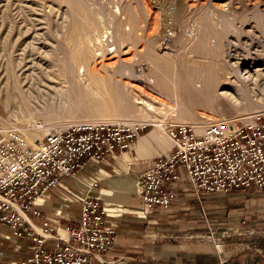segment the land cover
I'll return each mask as SVG.
<instances>
[{"label":"rangeland","instance_id":"1","mask_svg":"<svg viewBox=\"0 0 264 264\" xmlns=\"http://www.w3.org/2000/svg\"><path fill=\"white\" fill-rule=\"evenodd\" d=\"M87 1L96 13L103 16L104 19L101 22L113 28L110 35L112 41L108 43L110 45L116 43L114 46L118 45L113 53L112 51L110 53L105 48L103 55H98L99 57H97V54L96 56L94 55L93 49L91 51V60L85 63V71L83 73L78 72L79 74L76 73L75 77L71 76L70 72H62L60 63H58V59L61 58V52L56 50V46H52V42L56 44L62 38L61 29L65 25V19L67 20L68 18L66 13L65 16L67 18H64L65 16L63 15L66 11V7L64 8L66 5L58 3V1L55 2V0H26V8L23 7L24 9L20 8V10L18 8L21 0H8V2L7 0H0V119L5 123H19V125L28 128V134L31 135L33 128H31L32 124L30 120L38 118L37 120L44 126L37 128L40 138L46 126L65 127L68 124L82 121H117V119L124 116L122 113L105 108L91 109L89 105V101L92 100L96 101V105L101 107H104L106 103H114L113 99L107 98L105 95L104 91L108 88L115 92L121 89L119 90L121 91L119 94L128 97L132 105L131 109L135 108V112L140 108V104L135 102L136 98L152 101L155 106H159V117L164 118V121L162 120L163 124L171 121L208 123L214 120H225L228 126H232L250 123L256 116L264 115V0ZM27 3L30 5H27ZM115 6H118L122 12L128 8L133 10L136 14V22L139 24V27L135 31H129L130 33L128 31L120 32L117 29L116 23L118 19L116 20V17L112 14ZM2 7H5L3 11ZM36 8L38 9L37 11ZM139 13L142 14V18ZM27 14L36 15L35 17L41 15V17H38L42 20L43 30H38L39 36L35 37L32 29H29V32L24 31L25 26L27 28L30 25H26L25 21L23 22ZM117 14L119 17L123 15V13ZM20 16L22 19H20ZM115 20L116 22H114ZM59 22L63 24L60 26ZM55 26H57L56 29L59 28L57 29L58 32L55 30ZM113 26L116 31H114ZM56 33H59V35ZM101 35L102 32L97 31L91 37L93 39L94 37L100 38ZM89 36V34L83 35L84 39H88ZM47 38L52 39L48 40ZM215 38H217L216 41H214ZM213 41L214 43H212ZM16 44L20 45L21 48ZM209 46H217L219 50L210 52L208 50ZM105 47L107 46L105 45ZM163 52L169 54L172 59L169 61L161 59L158 69L155 62H152L151 58L153 56H150V54L158 55L159 53L163 54ZM170 52L176 54H170ZM258 54H261L262 57L256 61ZM136 55L138 56L137 58L135 57ZM215 55L218 59L226 61L234 70L239 69L244 71L246 69L249 74L251 73L249 76L245 73L242 78H239L235 72L229 73V71L226 74L225 80L216 86L214 90L215 96H226L236 102L237 106L229 107V104L224 99H217L212 106L194 104L190 107L191 112L189 113L182 108L184 106L183 102L178 97L177 90H179L180 86L175 81L176 76L179 77L178 73L181 71L186 72L187 70L184 69L186 68L185 66H188L191 69H189L191 72L190 76L193 78L192 65L195 62H198V65L209 62L212 58L216 57ZM138 60L140 62H137ZM141 60L144 63H141ZM16 61L20 63H16ZM28 62L30 63L29 65H27ZM26 65L27 67H24ZM168 65L170 70L167 74L166 66ZM48 66L51 69L47 68ZM41 67L46 68L44 70ZM155 70H157V74ZM31 71H39L41 78L46 83L43 79L40 80L37 75L32 74ZM158 71L167 80L171 79L173 83L175 81V84L169 85V89H171L170 93H167L164 90L165 88L159 89ZM28 72L29 74H27ZM190 72L187 71L185 74L188 76ZM258 72L262 76L261 79L256 81L254 74ZM58 73H61V75ZM16 74L18 77L17 82ZM26 74L29 77H26ZM94 74L97 78L92 76ZM170 75H174V78ZM149 77H152L153 80H150ZM19 79L25 82L21 84L19 83ZM198 79L196 78V80ZM37 82L41 85H38ZM11 84L15 87L20 85L25 93L29 92H27V96L29 95L30 104L32 105L33 103V106L34 103L38 105V113L34 109L32 111L31 107L27 109L20 101L5 100L6 90L12 87ZM55 85L58 87L57 89ZM24 86H27L26 89ZM93 86L99 92L96 91L93 94L86 92L87 89H91ZM39 88H43L44 93H37ZM49 92L51 93L49 94ZM174 93H176V96ZM246 96H250L253 102L250 104L246 103ZM175 100H178V105L176 104L177 102H174ZM180 103L181 105L179 106ZM48 106L50 107L49 109ZM26 116L28 117L26 118ZM124 117L130 118L129 120L133 122L130 123L132 125L143 126L139 130L140 132L149 126H153L150 120L141 121V116L134 112L126 114ZM246 195L254 196L256 193L249 192ZM234 208L240 210L242 215L241 217H239L240 214L238 215L237 221H227L225 217H222L223 215H218L215 212L214 214L216 215H213L210 224H205V226L198 228L197 232L199 235H197L196 239L205 243L211 242L218 247L220 252L227 254L229 260L236 257V260L232 264H264V218L262 217L264 216V202L255 205L252 200L247 205L241 203ZM232 218L229 217L228 220H232Z\"/></svg>","mask_w":264,"mask_h":264},{"label":"built area","instance_id":"2","mask_svg":"<svg viewBox=\"0 0 264 264\" xmlns=\"http://www.w3.org/2000/svg\"><path fill=\"white\" fill-rule=\"evenodd\" d=\"M37 125L44 127L39 121ZM162 126L172 149L135 180L145 214L173 202L177 192L172 183L180 178L179 168L186 175L184 188L198 198L264 189V115L231 127L225 120ZM141 128L124 121H82L48 127L30 141L28 128L0 119V225L9 227L5 237L10 241L27 237L33 242L28 255L0 264L102 263L115 241L114 224L106 222L115 209L103 204L98 192L82 194L64 179L74 178L88 160L115 158L130 148ZM88 185L96 188L98 179L92 177ZM47 195L61 201L53 214L40 208ZM73 201L80 203L79 221L62 223V205Z\"/></svg>","mask_w":264,"mask_h":264},{"label":"crops","instance_id":"3","mask_svg":"<svg viewBox=\"0 0 264 264\" xmlns=\"http://www.w3.org/2000/svg\"><path fill=\"white\" fill-rule=\"evenodd\" d=\"M158 55L160 61L165 60L163 54ZM167 81L169 85L173 83L171 79ZM155 112L159 114V106ZM172 146V139L162 125L149 126L139 133L125 153L101 162L88 160L74 178L64 179L66 186L82 194L95 195L98 192L102 203L115 209L106 221L114 224L115 241L99 264H232L236 260V257L229 260L227 254L220 252L211 242L196 239L197 230L210 224L215 212L227 221H237L238 215H242L234 207L241 203L247 205L252 200L255 205L264 202V189L238 190L230 194L215 192L198 198L190 189L184 188L186 175L184 169L179 168L180 178L172 183L177 192L173 202L168 208L156 207L145 214L135 180ZM92 177L98 179L96 188L88 185ZM249 192L256 195H246ZM45 199L40 208L53 214L61 201L54 195H47ZM62 211V223L79 221L78 201L70 206L62 205ZM229 217H233L232 220H228ZM34 220L40 223L39 217ZM9 231V227L0 225V263L23 258L31 252V239L10 241L5 237Z\"/></svg>","mask_w":264,"mask_h":264},{"label":"bare ground","instance_id":"4","mask_svg":"<svg viewBox=\"0 0 264 264\" xmlns=\"http://www.w3.org/2000/svg\"><path fill=\"white\" fill-rule=\"evenodd\" d=\"M6 1V0H5ZM25 1L26 0H21V4H19V8H23L25 7ZM58 3H64V8L66 7V11L63 13V15L65 16V13L66 15H68V18L65 16L64 18H67V20L65 19L64 23L65 25H63V28L61 29V36L62 38H60L56 44H53L52 41V46H56V50H59L61 52V58L58 59V63H60V67L62 69V72L64 73H67V72H70L72 75L71 76H75L76 73L78 72H81L83 73L85 71V63L86 61H90L91 60V51L93 50L94 51V55L96 56L97 54V57H99L98 55H103V51L104 49L106 48V50L112 51H115L114 49L116 48V46H114L113 44L110 45L109 43L112 41V37L110 38V35L113 31V28H111L109 25H107L106 23L104 22H101L103 18L102 15H100L99 13H96V11H94L93 7L90 6V4L88 3L87 0H55V2ZM8 2V0H7ZM17 3V1H16ZM8 4V3H7ZM11 4V3H10ZM14 4V3H13ZM12 4V5H13ZM35 4V3H34ZM27 5H30L27 3ZM7 6V5H6ZM5 6V7H6ZM10 6V5H8ZM34 6V5H33ZM37 6V5H36ZM39 6V5H38ZM61 6V5H60ZM5 7H2V11H3V8ZM14 7V6H13ZM18 7V6H16ZM42 7V6H41ZM26 8V7H25ZM28 8V7H27ZM34 8V7H33ZM32 8V10H33ZM113 8V7H112ZM14 9V8H13ZM12 9V10H13ZM24 9V8H23ZM114 12L112 13L114 15V17H116V20L118 19V22L116 23V27L117 29L120 31V32H125V31H135V29H137L139 27V24L136 22V14L133 12V10L131 8H128L126 9V11L122 12L120 10V8L118 6H115L114 7ZM16 10V9H15ZM21 10V9H20ZM38 9L36 8V11ZM41 10V9H39ZM138 10V9H137ZM26 12V10H24ZM31 11V10H29ZM34 11V10H33ZM32 11V12H33ZM64 11V10H63ZM22 12V11H20ZM137 12V11H136ZM140 12V11H139ZM14 13V12H13ZM16 13V12H15ZM122 14L123 15L121 17H119V15L117 14ZM140 14V13H139ZM16 15V14H15ZM19 15V14H18ZM22 15V13H21ZM38 15V14H37ZM111 15V14H110ZM142 14H140V17L142 18L141 16ZM36 16V15H35ZM31 14H27L24 19H23V22L25 21L27 24L26 25H29V27L26 28L25 26V29L24 31H28L29 29H32V32H34V36H39V32L38 30L39 29H42L43 30V26H42V20H41V15H38L40 17H35ZM15 17V16H14ZM112 17V15H111ZM58 18V17H56ZM20 19H22V17L20 16ZM44 20V19H43ZM61 20V19H60ZM116 20L114 22H116ZM59 21V20H58ZM141 21V20H140ZM139 21V22H140ZM22 22V23H23ZM60 23V22H59ZM58 23V24H59ZM20 24V23H19ZM24 24V23H23ZM22 24V25H23ZM44 24V23H43ZM53 24V23H52ZM63 23L61 22L59 25L61 26ZM115 24V23H114ZM113 24V25H114ZM20 25V26H22ZM57 25V24H56ZM58 25V26H59ZM111 25V24H110ZM19 26V25H18ZM54 26V25H53ZM57 26H55V30L57 31ZM114 27V26H113ZM51 28V27H50ZM54 28V27H52ZM147 28V27H146ZM158 28V27H156ZM22 29V28H21ZM140 29V28H139ZM41 30V31H42ZM30 31V30H29ZM28 31V32H29ZM40 31V30H39ZM97 31H100L102 32V35L100 38H97V37H91V35H93V33H96ZM114 31L115 30V27H114ZM140 31V30H139ZM52 32V31H51ZM58 32V31H57ZM60 32V31H59ZM119 32V33H120ZM142 32V31H141ZM54 33V32H53ZM114 33V32H113ZM130 33V32H129ZM135 33V32H134ZM43 34V32H42ZM59 35V33H56ZM55 34V36H56ZM85 34H89L90 36L87 38L84 39L83 35ZM57 35V36H58ZM113 35V34H112ZM127 35V34H126ZM213 36V35H211ZM53 37V36H52ZM214 37V36H213ZM44 38V36H43ZM30 39V38H29ZM41 39V38H40ZM48 40H51L49 38H47ZM124 39V38H123ZM22 40V39H21ZM37 40V39H36ZM42 40V39H41ZM46 40V39H44ZM46 40V41H48ZM114 40V39H113ZM167 40V39H166ZM217 38H215L214 41H216ZM39 41V39H38ZM124 41V40H123ZM214 41L212 43H214ZM15 42V41H14ZM49 42V41H48ZM109 42V43H108ZM115 42V41H114ZM9 43V42H8ZM17 43V42H16ZM24 43V42H23ZM31 43V42H30ZM119 43V42H118ZM122 43V42H121ZM11 44V42H10ZM37 44V43H35ZM18 45V44H16ZM31 45V44H30ZM105 45L107 47H105ZM151 45V44H150ZM208 45V43H207ZM20 47V45H18ZM43 46V45H41ZM11 47V46H10ZM148 47V46H146ZM21 48V47H20ZM25 48V47H24ZM52 48V47H51ZM19 49V48H18ZM48 50V49H47ZM54 50V51H56ZM177 50V49H176ZM175 50V51H176ZM208 50L210 52H215V51H218V47L217 46H213V47H210L208 48ZM172 51V50H171ZM156 52V51H155ZM172 52H170L171 54ZM191 53V51H190ZM20 54V53H19ZM59 54V53H58ZM57 54V55H58ZM163 54H165L163 52ZM172 54H176V53H172ZM196 54V53H195ZM21 55V54H20ZM56 55V56H57ZM194 55V54H193ZM197 55V54H196ZM214 55V54H213ZM100 56V57H101ZM150 56H153L151 59H152V62L157 65L158 69H159V65H160V59H159V55H156V54H150ZM195 56V55H194ZM216 56V55H215ZM228 56V55H227ZM237 56V55H236ZM136 58L138 57L137 55L135 56ZM184 57V56H183ZM205 57V56H204ZM262 56L261 54H258L257 58H256V61L258 59H260ZM20 58V57H19ZM142 58V57H141ZM148 58V57H147ZM161 58V57H160ZM163 58L165 60H171L172 58L170 57L169 54H165L163 56ZM206 58V57H205ZM21 59V58H20ZM94 59V58H93ZM190 59V58H189ZM18 60V59H17ZM176 60V59H175ZM191 60V59H190ZM188 61V60H187ZM242 61V60H241ZM19 62V61H18ZM16 61V63H18ZM137 62H140L139 60ZM152 62H150L152 64ZM175 62V61H174ZM243 62V61H242ZM241 62V63H242ZM12 64V62H10ZM20 63V62H19ZM141 63H144L142 62L141 60ZM140 63V64H141ZM198 63V62H197ZM196 62L192 65V76L193 78L190 76L191 75V72H190V67L188 66H185L186 68L184 70H187L189 73V75L187 76L185 73H187V71L183 72H179L178 73V76H176V83H178V86L179 87V90H177V93H178V97L182 100L183 102V109L186 110L187 112H191L190 110V107L194 104H199V105H202V106H207V105H213L214 102L217 100V99H224L226 101L227 104H229V107H235L237 106V103L234 102L233 100H230L228 97L226 96H215L214 95V90L216 88V86H218L221 82H223L226 78V74L227 72L231 73V72H235L237 77H241L244 76L245 73L248 74V76L251 74L248 73V70H234V68L229 65L226 61H223V60H220L217 58V56L215 58H212L209 62H205L204 64L201 63L200 65H198ZM30 63L28 62L27 65H29ZM46 64V63H44ZM175 64V63H174ZM179 64V62H178ZM252 64V63H251ZM22 65V64H21ZM24 66V67H27ZM87 65V64H86ZM137 65V64H136ZM254 65V64H253ZM252 65V66H253ZM18 66V65H17ZM43 66V64H42ZM90 66V65H89ZM240 66V65H238ZM11 67V66H10ZM51 67V66H50ZM146 67V66H145ZM144 67V68H145ZM13 68V67H12ZM17 68V67H16ZM30 68V66H29ZM45 70L46 67H41ZM49 68V66L47 67ZM10 69V68H8ZM18 69V68H17ZM32 69V68H31ZM39 69V68H38ZM42 69V71H43ZM51 69V68H49ZM88 69V68H87ZM135 69V68H134ZM190 69V70H189ZM14 70V68H13ZM26 70V69H25ZM24 70V71H25ZM33 70V69H32ZM47 70V69H46ZM55 70V69H54ZM57 70V69H56ZM146 70V69H145ZM169 65L166 66V72L167 74L169 73ZM251 70V69H250ZM58 71V70H57ZM129 71V70H128ZM127 71V72H128ZM139 71V69H138ZM261 71V70H259ZM20 72V71H19ZM47 72V71H46ZM59 72V71H58ZM142 72V71H141ZM146 72V71H145ZM144 72V73H145ZM156 74H157V70H155ZM32 74H35L38 76V78L43 79L41 78V73L39 71H31ZM30 73V74H31ZM48 73V72H47ZM175 73V72H174ZM7 74V73H6ZM29 74V72L27 73ZM26 74V75H27ZM43 74V73H42ZM46 74V73H45ZM49 74V73H48ZM46 74V75H48ZM53 74V73H52ZM59 74V73H58ZM79 74V73H78ZM92 74V73H91ZM234 74V73H233ZM232 74V75H233ZM254 74V73H253ZM5 75V74H4ZM20 75V73H19ZM61 75V73L59 74ZM66 75V74H65ZM255 80H259L261 79V76L262 74L260 72L258 73H255ZM253 75V76H254ZM32 76V75H31ZM49 76V75H48ZM55 76V75H53ZM52 76V78H53ZM63 76V75H62ZM94 78H97L95 77V74L92 75ZM151 76V75H150ZM154 77V75H152ZM158 76H159V84L162 86V88L168 92H170V86H169V82L167 81V79L165 77H163V75H159V72H158ZM174 78V75H170ZM13 77V76H12ZM16 82L18 80V77H17V74H16ZM21 77H22V74H21ZM26 77H29L28 75ZM34 77V76H33ZM76 77V76H75ZM74 77V79H75ZM194 77H195V80H194ZM25 78V77H23ZM37 78V79H38ZM47 78V77H46ZM50 78V76H49ZM55 78V77H54ZM147 78H148V74H147ZM196 78L198 80H196ZM64 79V78H63ZM142 79V78H141ZM150 80H153L152 77H149ZM237 79V78H236ZM252 79V78H251ZM59 81V79H57ZM174 80V79H173ZM8 81V80H6ZM43 81H45L43 79ZM65 81V80H64ZM67 81V80H66ZM75 81V80H74ZM95 81V80H94ZM107 81V80H106ZM175 81L173 84H175ZM239 81V80H238ZM248 81V80H247ZM14 82V81H13ZM22 82H25L24 80H21L19 79V83L22 84ZM34 82V81H33ZM42 82V81H41ZM62 82V81H61ZM89 82V81H88ZM251 82V81H250ZM249 82V83H250ZM27 83V82H26ZM38 83V82H37ZM35 83V84H37ZM46 83V81H45ZM63 83V82H62ZM105 83V82H104ZM253 83V82H252ZM6 84V83H5ZM15 84V83H14ZM29 84V83H28ZM55 84V83H54ZM53 84V85H54ZM90 84V83H89ZM12 87L8 88L6 90V95H5V100L6 101H12V100H17V101H20V103L26 107L27 109H29V107H31L30 109L33 111H36L39 109L38 108V105L34 103V106H33V103L32 105L30 104V101H29V98L27 96V92L25 93L24 89H22V87L20 86H17L15 87L13 84H11ZM10 85V86H11ZM38 85H41L38 83ZM37 85V86H38ZM50 85V84H49ZM79 85V83H78ZM91 85V84H90ZM158 85V84H157ZM28 86V85H27ZM27 86H24L25 89ZM56 86V85H55ZM54 86V87H55ZM175 86V85H174ZM74 87V86H73ZM101 87V86H100ZM116 87V86H115ZM118 87V86H117ZM29 88V87H28ZM32 88V87H31ZM45 88V87H44ZM56 89L58 88L57 86L55 87ZM79 88V87H78ZM119 88V87H118ZM46 89V88H45ZM62 89V88H61ZM116 89V88H115ZM175 89V87H174ZM43 88H39L37 90V93H44L43 92ZM118 90V89H116ZM121 90V89H119ZM112 91V90H109V88L107 90H105V95L107 96V98H110V99H113L114 100V103H106L104 105V107H101V106H98L96 105V101H89V105L91 107V109H100V108H105V109H108V110H111V111H116L118 113H122L124 116H126V114H131L132 112H134L135 114H139L141 116V121H147V120H150L151 123L153 124V126H159V125H162L163 122L162 120L164 119L163 117L160 118L159 117V114L155 112V109H156V106L155 104L148 100V99H144V98H136L135 99V102L140 104V108L135 112V108L131 109L132 105L130 104L129 102V99L127 96H123L121 94H119L121 91ZM231 90V89H230ZM32 91V90H30ZM34 91V90H33ZM46 91V90H45ZM59 91V90H58ZM99 90H97L96 88H91V89H87L86 92H91L93 94V92H96ZM175 91V90H174ZM233 91V90H232ZM48 92V91H47ZM64 92V91H63ZM162 92V91H161ZM173 92V91H172ZM176 92V91H175ZM259 92V91H258ZM29 93V92H28ZM51 92H49L50 94ZM54 93V92H52ZM232 93V92H231ZM48 94V93H47ZM64 94V93H63ZM125 94V93H124ZM127 94V93H126ZM52 95V94H51ZM60 95V94H59ZM174 95L176 96V93H174ZM57 96V95H56ZM141 96V95H140ZM166 96V95H165ZM236 96V95H235ZM37 97V96H36ZM42 97V96H41ZM48 97V96H47ZM63 97V96H62ZM162 97V95H161ZM237 97V96H236ZM59 98V97H58ZM88 98V97H87ZM132 98V97H131ZM177 98V97H175ZM235 98V97H234ZM39 99V98H38ZM50 99V98H49ZM238 99V98H237ZM262 99V98H261ZM161 100V99H160ZM172 100V99H171ZM246 100V103L250 104L253 102L252 98H250V96H246L245 98ZM65 101V100H64ZM178 101V100H177ZM176 100L174 102H177ZM263 101V100H262ZM33 102V101H32ZM40 102V101H39ZM260 102V100H259ZM9 103V102H7ZM87 103V102H86ZM67 104V103H66ZM178 105V102L176 103ZM46 105V104H45ZM181 105V103L179 104V106ZM46 107V106H45ZM50 107L48 106V109ZM22 109H24L22 107ZM43 109V108H41ZM40 109V110H41ZM240 109V108H239ZM26 110V109H25ZM238 110V109H236ZM246 110V109H245ZM252 110V109H251ZM50 111V110H49ZM243 111V110H242ZM248 111V110H247ZM22 112V111H21ZM27 112V111H26ZM31 112V111H29ZM35 112V113H36ZM166 112V111H165ZM246 112V111H245ZM253 112V110H252ZM251 112V113H252ZM255 112V111H254ZM38 113V112H37ZM167 113V112H166ZM193 113V112H192ZM258 113V112H257ZM31 114V113H30ZM164 114V113H163ZM247 114V113H246ZM26 115V114H25ZM33 115V114H32ZM51 115V114H50ZM134 115V114H133ZM166 115V114H165ZM164 115V116H165ZM195 115V114H194ZM253 115V114H252ZM122 117V118H118L117 121H124V122H129V123H133L131 120H129L130 118L128 117ZM150 118H148V117ZM157 116V117H156ZM28 116H26L27 118ZM34 117V116H33ZM159 117V118H158ZM32 118V117H31ZM132 118V117H131ZM134 118V117H133ZM227 118V117H226ZM225 118V119H226ZM38 119V118H37ZM37 119H32L30 120L31 124L33 126H35L36 128H33V130L31 131V135H29V139L32 138L31 140L34 141V140H37L39 138V130L37 129V127H39L37 125V122L38 120ZM136 119V118H135ZM44 120V119H43ZM166 120V119H165ZM252 120V119H251ZM116 121V120H115ZM164 121V120H163ZM192 121V120H191ZM195 121V120H194ZM40 122V121H39ZM136 122V121H135ZM251 123V122H250ZM142 125V124H141ZM32 127V126H31ZM163 127V126H162ZM231 127V126H230ZM48 127L46 126L45 127V130L47 129ZM45 130H43L42 132H44ZM125 153V151H124ZM100 190V188H99ZM105 191V189L103 188V192ZM109 191V190H108ZM111 192V191H109ZM108 193V192H107Z\"/></svg>","mask_w":264,"mask_h":264}]
</instances>
